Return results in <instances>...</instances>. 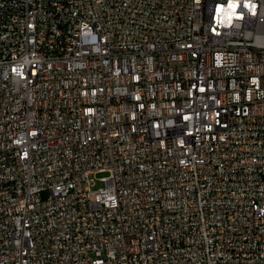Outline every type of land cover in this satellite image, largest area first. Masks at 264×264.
<instances>
[{
	"label": "built area",
	"instance_id": "1",
	"mask_svg": "<svg viewBox=\"0 0 264 264\" xmlns=\"http://www.w3.org/2000/svg\"><path fill=\"white\" fill-rule=\"evenodd\" d=\"M239 1L0 0V264H264V0Z\"/></svg>",
	"mask_w": 264,
	"mask_h": 264
},
{
	"label": "bare ground",
	"instance_id": "2",
	"mask_svg": "<svg viewBox=\"0 0 264 264\" xmlns=\"http://www.w3.org/2000/svg\"><path fill=\"white\" fill-rule=\"evenodd\" d=\"M241 4V7L236 8V13H244V1H239ZM257 20L259 22L264 23V9L257 10ZM262 39L264 41V30H262ZM222 120H229V112H222Z\"/></svg>",
	"mask_w": 264,
	"mask_h": 264
},
{
	"label": "rangeland",
	"instance_id": "3",
	"mask_svg": "<svg viewBox=\"0 0 264 264\" xmlns=\"http://www.w3.org/2000/svg\"><path fill=\"white\" fill-rule=\"evenodd\" d=\"M106 175H107L106 172H98L97 174L91 175V178L93 179L92 188L94 190L100 188L104 184L103 181L101 180V178L106 176ZM86 185L87 184L85 182L82 184L83 187L86 186ZM42 196H43V198H47L49 196V192L48 191H44L42 193Z\"/></svg>",
	"mask_w": 264,
	"mask_h": 264
},
{
	"label": "snow or ice",
	"instance_id": "4",
	"mask_svg": "<svg viewBox=\"0 0 264 264\" xmlns=\"http://www.w3.org/2000/svg\"><path fill=\"white\" fill-rule=\"evenodd\" d=\"M225 2L228 4V7H233V0H225ZM235 7L236 8L241 7L239 0H235ZM242 7L247 8L248 4L245 3ZM253 7H255V5H253Z\"/></svg>",
	"mask_w": 264,
	"mask_h": 264
}]
</instances>
